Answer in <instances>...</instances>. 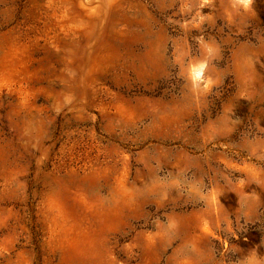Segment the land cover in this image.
Returning <instances> with one entry per match:
<instances>
[{"label":"rangeland","instance_id":"rangeland-1","mask_svg":"<svg viewBox=\"0 0 264 264\" xmlns=\"http://www.w3.org/2000/svg\"><path fill=\"white\" fill-rule=\"evenodd\" d=\"M0 264H264V0H0Z\"/></svg>","mask_w":264,"mask_h":264}]
</instances>
